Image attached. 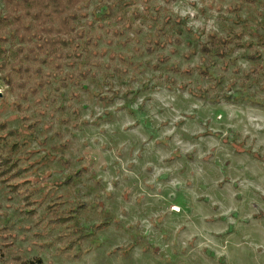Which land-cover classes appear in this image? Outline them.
Listing matches in <instances>:
<instances>
[{
	"label": "rangeland",
	"instance_id": "1",
	"mask_svg": "<svg viewBox=\"0 0 264 264\" xmlns=\"http://www.w3.org/2000/svg\"><path fill=\"white\" fill-rule=\"evenodd\" d=\"M84 12L86 78L17 93L0 76V120L28 180L21 193L0 182L15 247L45 264H264V0H91ZM229 29L255 45L200 53ZM26 188L39 204H24ZM56 195L85 204L93 235L77 258L61 249L73 224L44 222Z\"/></svg>",
	"mask_w": 264,
	"mask_h": 264
},
{
	"label": "trees",
	"instance_id": "2",
	"mask_svg": "<svg viewBox=\"0 0 264 264\" xmlns=\"http://www.w3.org/2000/svg\"><path fill=\"white\" fill-rule=\"evenodd\" d=\"M91 0H0V76L10 89L20 93L25 88L36 93L55 82V89L66 88L70 82H80L77 73L86 78L89 69L78 68V64L87 56L88 51L96 41L86 34L81 26L86 18V9ZM101 5L117 4L118 0H98ZM264 43V37L257 38V44ZM87 45V46H85ZM203 56L225 58L232 49L252 48V41H242V32L229 29L224 35L209 33L198 43ZM263 45V44H262ZM106 53L102 50L101 54ZM261 51L255 50L253 58H258ZM113 57L114 53L109 54ZM118 56V54H115ZM93 64V60L89 61ZM78 77V79H77ZM61 94V93H60ZM21 113L19 102L14 104ZM23 121L27 116L23 115ZM30 126V125H29ZM13 130H7V125L0 120V182L9 187L14 193H21L20 185L28 180L19 181L26 167L20 166L18 158L19 143L10 140ZM24 171V172H23ZM22 172V173H21ZM74 176L80 177L81 171L73 170ZM71 176H66L61 184L69 183ZM24 204L36 205L39 201L33 198L26 188ZM61 195H56L45 205L44 222L52 227H69L73 224L71 234L61 247L68 250L67 255L77 258V247L91 237L88 229L79 221V210L85 204L77 202L75 205L62 207ZM27 216L37 217L35 209L25 208ZM104 223L91 225V229L103 227ZM0 264H45L40 257L27 258L15 247L13 234L9 232L7 224L0 223Z\"/></svg>",
	"mask_w": 264,
	"mask_h": 264
},
{
	"label": "bare ground",
	"instance_id": "3",
	"mask_svg": "<svg viewBox=\"0 0 264 264\" xmlns=\"http://www.w3.org/2000/svg\"><path fill=\"white\" fill-rule=\"evenodd\" d=\"M172 209H173V210H176V211L178 210V208H177V207H172Z\"/></svg>",
	"mask_w": 264,
	"mask_h": 264
}]
</instances>
